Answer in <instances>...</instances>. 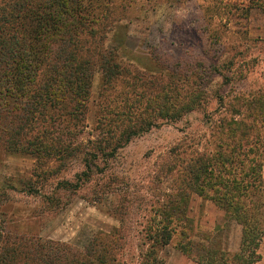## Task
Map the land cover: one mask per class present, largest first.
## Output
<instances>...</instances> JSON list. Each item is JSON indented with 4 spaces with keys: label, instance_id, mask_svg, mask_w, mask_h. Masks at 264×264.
<instances>
[{
    "label": "rangeland",
    "instance_id": "rangeland-1",
    "mask_svg": "<svg viewBox=\"0 0 264 264\" xmlns=\"http://www.w3.org/2000/svg\"><path fill=\"white\" fill-rule=\"evenodd\" d=\"M93 1L108 16L90 23L96 35L82 37L83 55L88 51L97 63L89 94L80 98L86 100L81 120L66 107H49L50 100L32 125L18 115L22 105L9 109L0 100V250L20 237L82 248L94 234L109 232L122 220L129 233L123 257L127 264H141L148 244L137 245L155 217L156 202L176 189L191 158L214 152L221 119L250 123L236 112H245L249 100L263 96L264 0ZM99 37L103 48H116L123 65L154 74L149 79L155 83L135 87L124 75L108 82L106 67L95 57ZM42 81L36 79L29 93ZM72 88L71 82L66 90ZM169 92L170 98H163ZM63 96L59 100L71 101L68 91ZM139 120L152 126L124 144L128 128ZM73 135L75 153L63 159ZM102 139L107 141L98 144ZM98 146L111 153H99L95 164L101 170L82 183L79 160ZM261 174L264 201V169ZM187 217L196 244L238 248L240 227L210 200L192 193ZM179 242L174 236L158 250L162 264H197ZM258 252L257 264H264V237Z\"/></svg>",
    "mask_w": 264,
    "mask_h": 264
},
{
    "label": "trees",
    "instance_id": "trees-1",
    "mask_svg": "<svg viewBox=\"0 0 264 264\" xmlns=\"http://www.w3.org/2000/svg\"><path fill=\"white\" fill-rule=\"evenodd\" d=\"M93 3V0H0V100L9 109L14 107L16 110L22 105L19 109L21 114L18 115H22V119L30 121V124H38L37 117L46 112L50 100L53 104L50 102L49 107H66L73 112L75 119L81 120L78 114L81 107H85L86 100L80 98L89 94L92 66L97 63L88 51L83 55L82 37L87 35L92 38L96 35L90 23L93 25L97 19L108 16L105 12L99 13L97 3ZM99 44L101 49L95 57H98V64L106 67L104 75L108 82L124 75L135 87L144 88L155 83L149 79L154 74L146 75L142 70L123 65L116 48H103L101 41ZM43 78V86L30 94L35 80L41 81ZM67 78L70 84L72 82V89L66 90L69 83L64 81ZM67 91L71 101L65 103L59 98H63ZM171 95L170 92L164 93L163 98H170ZM247 106L245 112L236 113L250 123L243 119H221L215 126L214 152L211 154L205 150L191 158L185 166L184 176L178 179L176 189L156 202L155 217L144 226V238L137 245L143 247L148 244L141 264H162L158 250L167 246L177 235L180 238L178 248L197 264H257L260 260L258 248L264 237V201L261 199L264 93L262 97L249 100ZM45 121L46 118H43V123ZM151 126L148 120H139L138 125L134 121L123 136V143ZM39 128L43 132L45 124L39 125ZM53 128L61 129L59 125ZM74 136L66 140L64 153L67 155L63 159H69L75 153L70 142ZM106 141L99 140L98 144ZM54 146L58 147L51 144V147ZM99 153L109 156L111 152L98 146L92 157H88L90 154L87 152L88 155L80 158L84 166L79 174L82 183L91 179L94 170H101L95 164ZM64 184L74 189L80 185ZM192 193L213 202L227 221L235 222L240 227L236 250L211 242L206 245L193 241L187 224V207ZM156 219H159L157 225ZM128 235L121 220L119 227L94 234L82 248L48 239L15 238L14 242L1 248L0 264H127L123 257V242Z\"/></svg>",
    "mask_w": 264,
    "mask_h": 264
}]
</instances>
